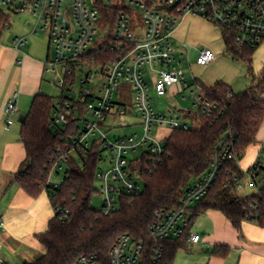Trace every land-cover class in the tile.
<instances>
[{"label": "built area", "instance_id": "1", "mask_svg": "<svg viewBox=\"0 0 264 264\" xmlns=\"http://www.w3.org/2000/svg\"><path fill=\"white\" fill-rule=\"evenodd\" d=\"M101 3L121 9L112 18L113 22L102 18ZM0 11L33 17L29 34L46 31L49 36L43 72L60 89V97L51 112V127L56 135L72 127L75 132L57 150L58 163L49 183L53 188L58 187L65 178L69 160L74 158L82 163L79 154L97 145L100 155L95 173V181L99 182L96 194L103 216L118 209L121 197L141 192L138 164L143 159L158 161L165 154L164 143L171 132L190 128L176 118L156 112L151 102L152 94L162 98L182 94L196 86L193 85L196 79L184 73L181 61L175 56L173 33L180 21L192 16L221 31L227 30L240 49H254L264 43V0H0ZM137 18L141 23H133ZM26 43L27 37H16L13 47L19 49ZM181 51L182 58L188 60V47L183 45ZM215 59L213 51L203 49L198 53L196 65L205 67ZM125 87L133 92L131 102L139 115V123L132 126L139 127L140 132L110 139L113 131L132 127L125 119L134 113L129 101L123 100ZM198 89L200 93L194 95L198 111L209 114L215 106ZM18 96V92H13L5 103L4 130L12 126L13 117L18 113ZM262 159L264 151L259 153L255 164ZM235 160L231 145L222 142L206 173L185 190L180 207L154 213L148 226L151 238L162 241L185 235L187 210L208 193L220 175L222 164ZM255 164L242 172L241 180H236V193L257 191V181L264 180V172L256 177ZM63 169L60 183H53L51 176L58 177ZM53 211L54 215L60 213L62 219L68 214L58 208ZM3 228L0 221V231ZM187 241L192 247L201 243V237L189 230ZM141 251L140 243L121 235L109 250L107 263L90 254L79 257L75 264H138ZM152 251L158 261L161 249Z\"/></svg>", "mask_w": 264, "mask_h": 264}, {"label": "trees", "instance_id": "2", "mask_svg": "<svg viewBox=\"0 0 264 264\" xmlns=\"http://www.w3.org/2000/svg\"><path fill=\"white\" fill-rule=\"evenodd\" d=\"M120 10L110 4L99 5L102 18L111 22ZM7 20L8 16L0 11V22ZM221 33L224 57L245 62L248 74L252 75V58L257 48L240 49L234 45L227 30ZM193 85L201 89L206 101L215 109L204 115L198 111L190 117L195 127L186 131L173 130L165 140V154L158 161L143 159L137 166L142 180L141 192L121 197L118 209L107 216L91 207V200L96 195L94 182L100 155L97 145L79 154L82 163L74 158L69 160L65 178L58 187L53 188L49 183L58 163L57 150L75 132L72 127L56 135L51 127L55 99L41 93L32 99L27 114L22 117L24 122L19 124L26 159L13 174L12 183L33 199L45 192L53 209L68 214L65 219L60 213L55 214L47 231L35 236L44 253L23 264H75L79 257L90 254L107 263L109 250L121 235L142 245L138 264H173L179 250L190 248L187 235L195 220L210 210L220 212L239 233L244 222L264 227V180L259 179L257 191L249 195L234 191L236 180L244 176L238 164L245 151L256 142V134L264 120V100L261 98L264 95V67L257 78H252L250 87L238 94L220 81L207 86L196 80ZM222 142L231 145L236 160L222 164L220 175L208 193L187 210L185 235L155 241L148 232L154 213L180 207L185 190L206 173ZM255 166L256 177H259L264 169L260 163ZM153 248L161 249L158 261L154 259ZM227 252L228 248H216L211 254L225 258Z\"/></svg>", "mask_w": 264, "mask_h": 264}, {"label": "crops", "instance_id": "3", "mask_svg": "<svg viewBox=\"0 0 264 264\" xmlns=\"http://www.w3.org/2000/svg\"><path fill=\"white\" fill-rule=\"evenodd\" d=\"M187 18L204 26L200 18L186 16L174 29L172 42L177 50L175 56L181 64L190 57V48L180 41L184 36V21ZM14 39H9L5 43L0 41V221L4 224L3 230L0 231V264H23L43 255L44 249L35 236L45 233L49 221L54 217L53 208L45 192L33 199L12 183V176L25 161L26 152L20 141V125L19 128L12 125L8 130H4L5 103L13 92H18L17 110L20 102H22V110L36 95L42 94L45 76L43 64L47 60L24 53L26 44L15 49ZM183 45L188 47V60L182 58ZM223 50L222 40V57H224ZM195 52L198 56L199 51ZM215 55L216 59L211 63L212 66L220 64L221 59L216 53ZM216 82L219 81L207 86H212ZM220 82L230 86L225 78ZM174 92L175 89L172 90V93ZM261 98L264 100V95ZM262 151H264V120L256 134V142L245 151L239 162V169L242 172L249 170L257 162L258 155ZM259 163L264 169V159ZM252 192L247 190L242 195H249ZM193 224L190 231L201 237V243L190 248L200 252L207 250L211 253L216 248H228L227 257L219 258L210 253L203 258V263L264 264V227L244 222L239 233L220 212L213 210L199 216Z\"/></svg>", "mask_w": 264, "mask_h": 264}, {"label": "rangeland", "instance_id": "4", "mask_svg": "<svg viewBox=\"0 0 264 264\" xmlns=\"http://www.w3.org/2000/svg\"><path fill=\"white\" fill-rule=\"evenodd\" d=\"M8 16L7 22H0V41L5 43L9 39L21 38L27 36V43L24 46V53L39 57L40 59H46L49 53V36L46 31H40L36 35H30L32 30L31 25L34 23V18L27 14H12ZM199 19V18H197ZM204 26L198 22H192L190 19H185V30L183 39L180 41L190 48V57L188 61H184L181 64L182 70L187 76L193 75L199 82L208 85L215 81H220L225 78L229 81L233 93L238 94L247 90L250 87L252 78H257V75L261 73L264 67V43H262L255 51L252 58V75L248 74V66L242 61H233L230 58L222 57V33L218 27H213L204 20ZM141 23L139 18L134 19L133 23ZM208 25H206V24ZM206 25V27H205ZM211 49L217 54L219 65L212 66L211 64L201 67L195 65L196 53L195 51H201L203 49ZM224 51V50H223ZM229 65V66H228ZM53 78L49 74H45L43 80L42 94L52 98L58 99L60 97V89L52 83ZM130 87L129 85H125ZM128 87H125V92H122L123 100L129 101V106L133 110V116L125 117L128 125H134L139 123V115L137 114L133 102V92ZM124 90V86L121 87ZM131 88V87H130ZM193 92V93H191ZM200 93L198 86L190 87L182 94L168 95L167 97L158 98L155 95H151L152 106L156 112H160L168 117L176 118L181 123H186L190 127H195L194 121H191L190 117L198 113V105L194 100V95ZM26 104V103H25ZM31 100L27 103L26 107L21 110L22 102L18 105L19 112L13 117V126L19 128L18 119L27 114ZM24 107V106H23ZM169 112L171 113L169 115ZM135 132H140L139 127H128L126 129H117L109 136L112 139L113 136L118 135H130ZM106 156V154H104ZM133 156H131L132 158ZM63 169L58 177L51 176L53 183L59 184L64 173ZM95 190L99 187V182H94ZM244 193L247 190L243 191ZM91 207L94 210L99 211L101 208V201L96 194L91 200ZM194 225V224H193ZM192 225V227H193ZM211 251L205 250L200 252L199 250L189 248L188 250H179L176 254V258L173 264H205L203 258L210 255ZM10 264V263H9Z\"/></svg>", "mask_w": 264, "mask_h": 264}, {"label": "water", "instance_id": "5", "mask_svg": "<svg viewBox=\"0 0 264 264\" xmlns=\"http://www.w3.org/2000/svg\"><path fill=\"white\" fill-rule=\"evenodd\" d=\"M18 122H19V124L23 123L24 122V118L18 119Z\"/></svg>", "mask_w": 264, "mask_h": 264}]
</instances>
